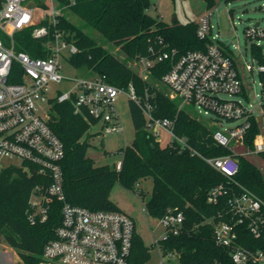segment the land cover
<instances>
[{"label":"trees","instance_id":"1","mask_svg":"<svg viewBox=\"0 0 264 264\" xmlns=\"http://www.w3.org/2000/svg\"><path fill=\"white\" fill-rule=\"evenodd\" d=\"M205 1L209 9L216 5L215 0ZM60 4L84 24V27H77L62 14L58 17L57 27L50 29L51 33L58 29L67 42L76 44L78 52L70 58L74 67L93 71L96 77L106 76L107 82L118 88L127 89L133 85L143 100L148 97L155 107V116L173 120L176 135L186 139L202 156L212 158L230 154L214 140L216 127L212 121L199 119L191 106L181 107L179 100L171 99L157 87L162 76L170 70L171 61L156 64L147 80L129 66L130 62L140 58L152 59L166 49H176L180 55L206 50L211 40L198 38V23L169 25L150 14L151 0H60ZM33 29L14 35L16 52H24L32 58L50 57L47 43L51 37L36 39L32 36ZM84 29L98 32L107 43L120 50L126 61L99 45ZM252 56L258 64L264 65L262 47L252 44ZM22 79V69L15 62L9 82L22 83ZM49 104L48 125L65 147L61 165L68 204L93 212H121L110 200L115 184L120 183L142 195L140 183L152 179V195L146 203L148 215L160 220L169 212L184 216L179 234L168 235L154 247L164 256L177 257L180 264H235L231 250L216 244L215 227L224 221L233 222L228 199L233 193H239L241 187L264 202V175L248 157L237 155L239 174L234 181H229L199 156L168 145L162 147L147 130L141 108L130 99L136 137L122 151L121 169L117 170L118 164L96 166L88 156L92 137L89 133L95 123L75 113L72 101L52 99ZM259 133L253 120V128L246 139V145L251 149ZM260 158L264 160V153ZM36 169V166L24 163L11 164L0 170V236L24 264H41L44 249L55 239L62 220L63 203L54 201L46 221H30V200L34 190L48 184ZM219 187H222V195L218 194L217 200L210 201L214 197L213 191ZM262 214L264 218V208ZM236 230L242 247L264 251V229L260 238L252 235L246 222L238 225ZM150 260V248L135 233L129 264H147Z\"/></svg>","mask_w":264,"mask_h":264},{"label":"built area","instance_id":"2","mask_svg":"<svg viewBox=\"0 0 264 264\" xmlns=\"http://www.w3.org/2000/svg\"><path fill=\"white\" fill-rule=\"evenodd\" d=\"M54 1L0 0V30L12 40V47H6L0 38V157L19 160L17 165H34L36 172L47 180L48 184L37 186L31 197L29 219L32 223L46 221L50 204L54 201L63 203L61 224L55 239L46 245L41 264H129L136 233L133 219L123 212H93L66 202L61 165L65 147L48 125L49 114L42 115L38 103H49L52 99L72 101L75 113L86 117L95 126L100 125L105 133L119 134L124 129L116 110V99L121 93H126L141 108L147 130L159 142L160 134L166 133L170 138L168 146L199 156L229 181H234L239 174L237 155L260 157L264 153V105L260 103L261 113L256 114L238 100L223 98V95L244 94L245 90L234 58L214 41L211 15L202 19L197 29L200 40H211L206 50L180 55L176 49H166L152 59L140 58L137 64L141 67L140 75L147 80L156 64L171 61L170 70L161 79L168 89L166 94L179 100L181 107L191 106L199 113L203 111L206 115H213L216 118L212 120L216 127L213 138L230 154L212 158L202 156L186 139L176 135L173 120L155 116V107L148 97L143 100L133 85L127 89L118 88L107 82L106 76L70 79L75 82L73 90L58 92L52 97V84L68 79L61 73L62 50L68 48L71 55L78 52L76 44L67 42L61 31L55 29L50 32L51 28L57 27L58 17L63 14ZM261 10L264 12V6ZM257 24L246 29L247 39L264 38V30L260 23ZM31 27L34 28V38L51 37L47 43L50 57L32 58L24 52H16L14 35ZM15 62L22 69V83L9 82ZM245 70L254 72L253 66H246ZM257 71L264 78V65L258 64ZM253 120L260 133L251 149L246 145V139L253 128ZM216 121H238L239 124L224 130L217 126ZM120 169L121 162L117 165V170ZM222 193V187L215 189L210 201L217 200L218 194ZM228 206L233 222L224 221L216 225V244L231 250L235 264H264V251L242 247L236 230L238 225L246 222L252 235L260 238L264 229V202L241 187L239 193H233L228 199ZM161 222L166 228V235L161 239L164 240L168 235L179 234L184 216L169 212ZM158 244L159 240L155 242L157 247ZM169 256L174 257L172 254Z\"/></svg>","mask_w":264,"mask_h":264},{"label":"rangeland","instance_id":"3","mask_svg":"<svg viewBox=\"0 0 264 264\" xmlns=\"http://www.w3.org/2000/svg\"><path fill=\"white\" fill-rule=\"evenodd\" d=\"M216 5L209 9L205 0H151L152 7L150 14L161 18L165 23L172 25L178 23L185 25L191 22L199 23L202 19L211 15L213 25L212 36L214 41L226 48L234 58L241 80L244 84L245 93L229 97L223 95L227 100H238L245 106L252 109L256 114L261 113V106L264 105V78L257 71L258 62L252 56V44L262 47L264 55V38L247 39L246 29L253 28L260 23L264 30V0H215ZM57 9H61L69 21L77 27H84L83 22L63 8L59 1H54ZM87 34L94 38L97 43L107 48L118 59L126 61L124 55L118 48L107 43L104 38L92 29H84ZM0 38L6 47H12V40L0 30ZM71 54L68 48L63 49L60 55L61 73L65 78L61 83L52 84L51 96L58 92L69 93L73 90L75 82L70 79H91L96 77L93 71L85 68H76L70 63ZM129 66L141 72V67L137 62H130ZM246 66H253L254 72L248 73ZM164 93H168L167 87L161 82L156 84ZM50 97V96H49ZM42 115L49 114V103H38ZM194 114L201 120L212 121L216 118L211 114L199 113L194 107H190ZM116 110L120 122L124 129L122 133H105L101 126L92 127L90 135V147L88 156L95 161L96 166H114L123 159L122 151L132 144L136 137V130L133 124L130 111V97L126 93H121L116 99ZM219 128L228 129L236 127L238 121H216ZM169 136L162 132L160 143L165 147L169 142ZM264 175V160L259 156L248 157ZM16 159L0 157V170L11 165L18 164ZM143 194L131 191L120 183H116L110 193V200L124 213L128 214L134 221L136 234L143 243L150 248L151 260L147 264H180L177 257L164 256L157 247L156 241L161 240L166 235V228L160 219L151 217L146 211V203L150 200L153 190L152 179H146L140 183ZM9 253H3V252ZM3 253V254H1ZM0 264H24L17 253L6 246L0 236Z\"/></svg>","mask_w":264,"mask_h":264},{"label":"crops","instance_id":"4","mask_svg":"<svg viewBox=\"0 0 264 264\" xmlns=\"http://www.w3.org/2000/svg\"><path fill=\"white\" fill-rule=\"evenodd\" d=\"M120 211H121V210H120ZM121 212H122V211H121ZM123 213H124V212H123ZM125 214H126V213H125ZM127 215H128V214H127ZM3 253H9V252H6V251H5V252H3ZM3 253H1V254H3ZM9 254H11V253H9ZM11 255H12V254H11Z\"/></svg>","mask_w":264,"mask_h":264},{"label":"water","instance_id":"5","mask_svg":"<svg viewBox=\"0 0 264 264\" xmlns=\"http://www.w3.org/2000/svg\"><path fill=\"white\" fill-rule=\"evenodd\" d=\"M256 26H258V24Z\"/></svg>","mask_w":264,"mask_h":264}]
</instances>
